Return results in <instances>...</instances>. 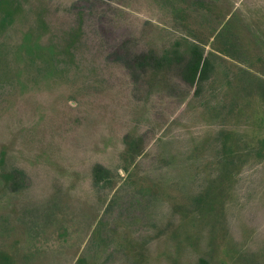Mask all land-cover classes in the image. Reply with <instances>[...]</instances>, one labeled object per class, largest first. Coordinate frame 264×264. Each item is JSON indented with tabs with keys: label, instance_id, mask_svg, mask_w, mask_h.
Here are the masks:
<instances>
[{
	"label": "rangeland",
	"instance_id": "1",
	"mask_svg": "<svg viewBox=\"0 0 264 264\" xmlns=\"http://www.w3.org/2000/svg\"><path fill=\"white\" fill-rule=\"evenodd\" d=\"M261 88L264 0H0V264H264Z\"/></svg>",
	"mask_w": 264,
	"mask_h": 264
},
{
	"label": "trees",
	"instance_id": "2",
	"mask_svg": "<svg viewBox=\"0 0 264 264\" xmlns=\"http://www.w3.org/2000/svg\"><path fill=\"white\" fill-rule=\"evenodd\" d=\"M188 53L189 58L185 64V75L186 80L193 84L197 77L202 80L208 68V59L203 60V49L194 44H189ZM261 93L264 97V88H261Z\"/></svg>",
	"mask_w": 264,
	"mask_h": 264
}]
</instances>
